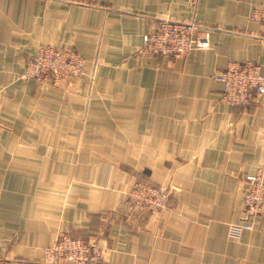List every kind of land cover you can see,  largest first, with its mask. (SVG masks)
<instances>
[{"label": "crops", "instance_id": "0c3cea01", "mask_svg": "<svg viewBox=\"0 0 264 264\" xmlns=\"http://www.w3.org/2000/svg\"><path fill=\"white\" fill-rule=\"evenodd\" d=\"M260 10L264 0H0V259L44 264L67 234L99 241L93 264H264V212L250 218L244 203V178L264 168V94L232 107L215 79L237 62L264 74ZM164 20L210 30V47L142 56ZM40 44L78 52L84 74L25 79ZM142 176L175 190L161 222L126 202Z\"/></svg>", "mask_w": 264, "mask_h": 264}, {"label": "built area", "instance_id": "2783aa9c", "mask_svg": "<svg viewBox=\"0 0 264 264\" xmlns=\"http://www.w3.org/2000/svg\"><path fill=\"white\" fill-rule=\"evenodd\" d=\"M264 21V11H257L254 16ZM211 32L196 22H175L164 20L156 30L146 34L139 49L142 56L183 58L191 51L205 50L210 47ZM84 59L72 49L40 44L37 52L26 61L23 77L37 82L72 84L84 74ZM216 81L223 85L222 101L232 107H245L252 102L253 95L264 94V74L254 62L231 63L216 74ZM245 212L255 218L264 212V168L244 178ZM158 198L167 197L163 190L152 188L150 184L138 183ZM252 222L232 224L229 227L231 238H240L243 232L253 230ZM101 259V249L94 244L68 235L59 236L44 251V264H93ZM0 264H5L0 259Z\"/></svg>", "mask_w": 264, "mask_h": 264}, {"label": "rangeland", "instance_id": "374dc122", "mask_svg": "<svg viewBox=\"0 0 264 264\" xmlns=\"http://www.w3.org/2000/svg\"><path fill=\"white\" fill-rule=\"evenodd\" d=\"M53 46L57 47L55 45ZM63 49H66V48H63ZM38 83L42 85H46V86L58 87V86H55L54 83H43V82H38ZM138 183L150 184L152 185V188L156 187V189L159 188L163 190V194L167 197V199L158 198V196L152 195L149 192L145 193L144 188H141V186H145L147 188L148 186L146 185L138 186L137 185ZM174 195H175V190L173 187L161 186L160 184L154 182L150 178L142 176V177H136L135 180H133V183L131 184V187L127 192L126 202L128 203V205L132 208L134 212H139V214L147 215V216L153 217L154 219L156 218L158 222H161L164 216L168 212H176L175 205L172 202V200L174 199ZM62 235H67V234H62ZM62 235H59V236H62ZM74 238H78V237H74ZM78 239H82L88 243H92L97 248L101 249V259H102V249L103 248L100 245L99 241H88L83 238H78Z\"/></svg>", "mask_w": 264, "mask_h": 264}]
</instances>
